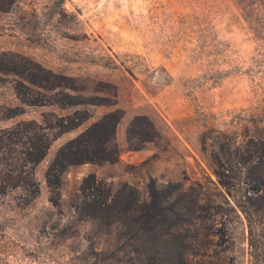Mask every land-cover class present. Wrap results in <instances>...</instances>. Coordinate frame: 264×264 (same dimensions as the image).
Here are the masks:
<instances>
[{"label":"rangeland","instance_id":"374dc122","mask_svg":"<svg viewBox=\"0 0 264 264\" xmlns=\"http://www.w3.org/2000/svg\"><path fill=\"white\" fill-rule=\"evenodd\" d=\"M5 1L0 55L102 83L109 94H98L111 99L113 85L117 105L89 107L88 121L52 142L35 168L34 199L24 187L0 190V264H264V225H247L234 204L241 191L218 183L211 141H202L222 132L235 145L264 143V0ZM16 79L0 73V137L21 121L60 113L22 105ZM16 108L24 113L5 118ZM115 108L125 114L116 129L118 160L71 165L51 188L46 171L60 146ZM139 115L158 136L134 150L127 129ZM11 146L20 157V142ZM90 175L97 186L87 190ZM99 199L107 205L95 211ZM177 199L179 212L191 199L222 221L199 225L192 262L188 225H172ZM209 227L218 235H207Z\"/></svg>","mask_w":264,"mask_h":264},{"label":"trees","instance_id":"16d2710c","mask_svg":"<svg viewBox=\"0 0 264 264\" xmlns=\"http://www.w3.org/2000/svg\"><path fill=\"white\" fill-rule=\"evenodd\" d=\"M1 2L2 0L0 4ZM5 3L10 5L11 0ZM7 8L0 7V10L6 11ZM0 73L17 78L15 92L22 105L48 106L60 112L42 113L39 121H21L12 129L1 132L3 136L0 137V190L6 194L8 187H24L23 190L30 193L32 200L40 190L39 182L35 178V168L46 157L52 142L67 132L77 130L88 121L92 117L89 107L117 105L116 87L107 84L113 88L114 99L99 95V92L109 94V91L99 89L98 85L102 83L92 85L87 79L56 72L32 58L19 54L10 57L9 54L2 53ZM23 113V108L11 109L5 118H13ZM124 115L121 108H115L61 145L46 171L48 185L57 188L62 174L71 165L117 161L120 151L116 144V129ZM127 133L128 142L131 143L135 139L132 145L134 150L142 148L145 143L155 140L158 136L154 123L143 115L135 116L131 120ZM14 136H21L23 141H13ZM228 139L222 132L213 137H208L207 132L203 135L204 144L208 140L211 141L213 172L218 183L228 192L241 191L242 201H236L234 204L243 213L247 225H264V143L251 140L241 146ZM19 142L23 149L20 157H14L11 144ZM25 172L26 178L22 176ZM96 184L94 175L86 177L82 183L87 190L92 185L97 186ZM94 189L98 190L97 187ZM107 201L95 200L94 210L105 209ZM177 201L178 199L170 206L173 213L172 225H188L187 261L192 262L199 256L197 248L201 246L199 225H218L222 221L218 219V212L209 216L206 214L209 206L202 205L196 209L195 201L191 199L186 201L184 212H179ZM208 230L207 235H218V232L212 231L210 227ZM213 260L214 258L204 264H216Z\"/></svg>","mask_w":264,"mask_h":264},{"label":"water","instance_id":"95a60500","mask_svg":"<svg viewBox=\"0 0 264 264\" xmlns=\"http://www.w3.org/2000/svg\"><path fill=\"white\" fill-rule=\"evenodd\" d=\"M163 79H164V76H163V75H158V76H157V80H158V81H161V80H163Z\"/></svg>","mask_w":264,"mask_h":264}]
</instances>
